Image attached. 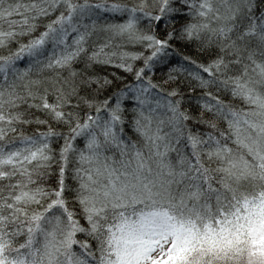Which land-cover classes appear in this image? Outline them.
<instances>
[{
	"label": "snow or ice",
	"instance_id": "snow-or-ice-1",
	"mask_svg": "<svg viewBox=\"0 0 264 264\" xmlns=\"http://www.w3.org/2000/svg\"><path fill=\"white\" fill-rule=\"evenodd\" d=\"M0 264H264V0H0Z\"/></svg>",
	"mask_w": 264,
	"mask_h": 264
}]
</instances>
